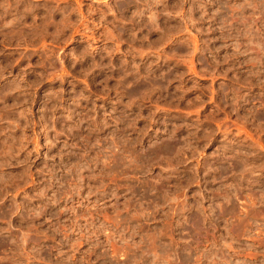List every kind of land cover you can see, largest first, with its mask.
Returning <instances> with one entry per match:
<instances>
[{
    "label": "rangeland",
    "instance_id": "374dc122",
    "mask_svg": "<svg viewBox=\"0 0 264 264\" xmlns=\"http://www.w3.org/2000/svg\"><path fill=\"white\" fill-rule=\"evenodd\" d=\"M0 264H264V0H0Z\"/></svg>",
    "mask_w": 264,
    "mask_h": 264
}]
</instances>
